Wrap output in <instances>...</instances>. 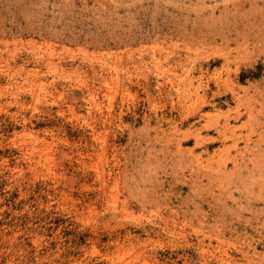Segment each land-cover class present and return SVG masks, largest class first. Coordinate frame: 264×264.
Here are the masks:
<instances>
[{
    "label": "rangeland",
    "instance_id": "rangeland-1",
    "mask_svg": "<svg viewBox=\"0 0 264 264\" xmlns=\"http://www.w3.org/2000/svg\"><path fill=\"white\" fill-rule=\"evenodd\" d=\"M0 264H264V0H0Z\"/></svg>",
    "mask_w": 264,
    "mask_h": 264
}]
</instances>
